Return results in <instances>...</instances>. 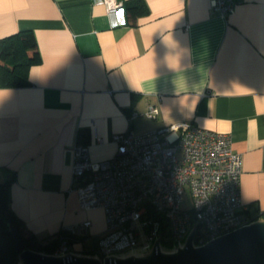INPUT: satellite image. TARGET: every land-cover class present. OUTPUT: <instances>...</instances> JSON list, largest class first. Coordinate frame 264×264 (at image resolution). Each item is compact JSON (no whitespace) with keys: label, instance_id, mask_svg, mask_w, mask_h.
Masks as SVG:
<instances>
[{"label":"crops","instance_id":"crops-1","mask_svg":"<svg viewBox=\"0 0 264 264\" xmlns=\"http://www.w3.org/2000/svg\"><path fill=\"white\" fill-rule=\"evenodd\" d=\"M118 1L109 13L102 0H0V40L33 31L41 56L27 86L0 87V184L25 235L90 221L71 248L95 252L106 218L72 191L75 147L105 161L114 135L177 124L231 136L242 201L264 216V0H237L228 17L210 0Z\"/></svg>","mask_w":264,"mask_h":264},{"label":"built area","instance_id":"built-area-1","mask_svg":"<svg viewBox=\"0 0 264 264\" xmlns=\"http://www.w3.org/2000/svg\"><path fill=\"white\" fill-rule=\"evenodd\" d=\"M102 2L109 13L125 6L118 0ZM210 3L212 11L228 17L237 0ZM159 113L150 105L142 116L154 120ZM112 141L117 152L105 161H92L83 144L74 151L72 191L79 206L102 209L106 218V231L93 253L105 257L146 249L159 238L172 245L182 242L194 224L195 243L202 245L259 218L242 201L243 157L234 152L230 135L177 124L142 135L128 130ZM187 186L193 198L190 210L183 208ZM90 226L86 221L67 227L42 244L59 239L53 254H66L73 251L71 238L87 236Z\"/></svg>","mask_w":264,"mask_h":264},{"label":"water","instance_id":"water-1","mask_svg":"<svg viewBox=\"0 0 264 264\" xmlns=\"http://www.w3.org/2000/svg\"><path fill=\"white\" fill-rule=\"evenodd\" d=\"M196 229L194 224L182 242L172 245L159 238L146 249L101 257L93 252L57 255L30 249L19 229L7 224L18 253L16 264H264V216L202 245L195 243Z\"/></svg>","mask_w":264,"mask_h":264},{"label":"trees","instance_id":"trees-1","mask_svg":"<svg viewBox=\"0 0 264 264\" xmlns=\"http://www.w3.org/2000/svg\"><path fill=\"white\" fill-rule=\"evenodd\" d=\"M143 3V0H140ZM41 60L40 51L33 31H22L0 40V87H23L29 84L28 71ZM10 182L0 184V264H16L18 253L13 248V237L7 224L16 226L27 242L28 248L45 253H54L59 239L43 245L25 235L21 224L9 208L8 187ZM68 237V236H67ZM71 238L70 244L73 241Z\"/></svg>","mask_w":264,"mask_h":264},{"label":"rangeland","instance_id":"rangeland-1","mask_svg":"<svg viewBox=\"0 0 264 264\" xmlns=\"http://www.w3.org/2000/svg\"><path fill=\"white\" fill-rule=\"evenodd\" d=\"M183 200H184L183 208L190 210L193 207V198L189 186L186 187V190L183 195Z\"/></svg>","mask_w":264,"mask_h":264}]
</instances>
